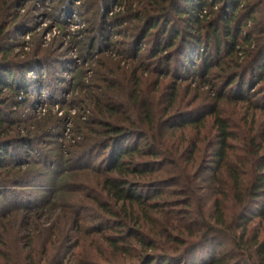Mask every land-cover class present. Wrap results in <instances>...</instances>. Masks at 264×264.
Segmentation results:
<instances>
[{"label": "rangeland", "instance_id": "1", "mask_svg": "<svg viewBox=\"0 0 264 264\" xmlns=\"http://www.w3.org/2000/svg\"><path fill=\"white\" fill-rule=\"evenodd\" d=\"M146 5L147 0H0V49L5 56L0 68L10 70L12 82L26 86L27 91L18 108L20 99L5 89L0 97L5 102L0 105L1 115L9 121L2 136L6 155L0 158V264H137L143 252L138 243L127 241L122 245L126 251L113 254L105 241L116 236L109 228L120 219L109 216L99 204H106L115 216L124 213L102 188L110 151L101 154L91 148L99 142L100 134L95 132L100 123L138 122L137 110L129 102L132 75L140 82L142 98L164 126L149 131V138L163 144L159 150L167 154L165 160L175 162L164 165L159 160L155 173L129 177L140 186L148 204L161 207L139 227L158 249L148 254L181 255L188 262L192 257L204 264L214 250L216 257L229 264H264L257 253V246L264 247V217L250 219L243 237L239 230L235 242L229 237L219 248L216 243L184 250L175 241L182 235L184 242L196 243L183 231L189 224L198 227L200 214L210 223V204L215 199L222 202L226 224L231 226L235 209L225 187L227 179L223 175L210 179L216 168L212 152L217 129L213 117L205 113L214 110L228 125L232 136L228 162L247 185L251 172L264 165V81L246 77L240 92L239 82L224 87L225 72L218 69L207 79L188 75L176 80L179 69L174 61L165 74L149 59L152 40L137 45L140 51L134 59L128 53L138 20L128 13L141 12ZM250 29H243L242 35ZM214 49L209 41L212 64L223 60V55L215 57ZM199 68L200 64L192 67V72ZM240 95L246 102L238 101ZM107 99L122 114L101 115L99 109L110 106ZM200 115H204L202 124L181 123ZM150 139L148 144L154 145ZM177 146L182 154L179 160ZM181 172L190 174L191 184L201 188L189 207H184L185 192L178 181ZM213 190L224 193L213 196ZM262 205L263 199L253 207L254 213ZM134 214L143 216L136 209Z\"/></svg>", "mask_w": 264, "mask_h": 264}, {"label": "trees", "instance_id": "2", "mask_svg": "<svg viewBox=\"0 0 264 264\" xmlns=\"http://www.w3.org/2000/svg\"><path fill=\"white\" fill-rule=\"evenodd\" d=\"M128 15L136 21L138 20V26L133 37H131L133 43L130 44L131 50L128 54L136 59L140 51L137 45L152 40L149 59L155 61L156 70L161 73L168 74L169 63L174 61L179 69L174 75L176 80L187 79L189 76L207 79L212 70L218 69L221 73L225 72L224 87L228 88L235 82H239L238 89L240 92L245 87L246 77H249L251 81H254L255 77L258 78V81H264V0H147L145 10L134 14L130 11ZM170 15H173L175 19H169ZM211 19H215L214 22H210ZM102 23L105 25L104 22ZM245 28L251 29L242 35ZM258 39L261 44L258 43L259 41L257 42ZM209 41L214 44L215 57L218 58L223 55V60L217 59L213 64L210 62ZM243 48L246 50L243 51ZM2 49H0V61H3L2 59L5 57ZM242 52L245 54L240 58L239 54ZM198 64H200L198 72L193 73L192 67ZM228 72L229 74H227ZM11 75L10 70L0 68V97L2 90L5 89L7 94L12 95L14 99H20L19 102H16L18 108L23 105L21 96L27 93L26 86H19L16 82H12L14 80ZM132 77L133 80L129 83L132 92L128 85L126 88L131 92L129 102L137 110L138 122L127 120L126 125L122 126L110 122L100 123L99 130L95 132L97 136L100 134L99 142L97 141L91 147H95L93 151L100 150L101 154L110 151L102 188L114 203L121 204V210L124 213L122 217L121 213L115 216L114 213L107 210L106 204H99V207L104 209L109 216L112 215L120 219V221L115 220L112 223L113 227L109 228V231L114 230L116 232V236H108L105 241L112 249L113 254H121L126 251L122 245L127 241L138 243L143 252L138 255L137 264H200L196 258L192 257L188 262L181 255L173 258L168 253L148 254V251L155 253L158 249L149 243V238H145L141 234L143 230L142 232L139 230L143 228L144 223L151 220L148 219L147 215L151 212H159L161 207L154 203L148 204V199L139 192L140 186L130 182L129 177L141 178L149 173H155L156 167L160 165L158 164L160 163L159 160L164 162V165H175V162L172 164L174 160H165V157H168L167 154L164 155L159 150L162 149L163 144L158 142L156 138H149V131L154 132L160 124L161 128L164 126H162L161 120L156 119L153 110L147 104L148 100L142 98L138 78L136 79L134 75ZM239 97L238 101L246 102L244 95ZM106 102L110 106L98 108L101 115L108 114L112 117L115 114H122L116 111V104L110 102L109 99ZM0 105H5V102L1 100ZM210 115L213 117V124L217 129V143L212 152V163L216 168L210 179L213 180L219 175L226 177L227 184L225 187L227 186L229 190L235 212L231 216L230 220L232 221L231 226H229L225 221L222 202L218 199L213 200L210 204V217H208L210 223L205 218V214H200L198 227L187 223L190 228L185 229V231L182 230L196 243L184 242L182 235H179L180 237L175 240L178 246L184 247V250L196 249V245L212 246L216 243L219 248L224 245L229 237L235 242L239 230L241 237H243L245 224L250 219L255 216L264 217V205L255 213L252 210L258 201L264 200V165H260L256 171L251 172L248 184L244 185L240 176L231 170V164L228 162V141L232 139L228 125L214 110H208L205 113V117ZM203 120L204 115H200L198 118L181 123L185 126H196L197 123L202 124ZM7 124L9 121L4 120L0 112V158L6 155V146L3 145L5 142H2L4 140L2 136L4 135L3 128ZM146 128H148L147 132ZM262 135V140H264V132ZM132 139L135 140L134 145L125 146ZM149 139L154 142V145L148 144ZM141 141L145 143L143 147H139L138 142ZM179 151L180 148L177 146L175 153L178 160L182 156ZM146 158L150 161L143 162ZM0 161L2 160L0 159ZM2 164L0 163V168L3 167ZM180 175L178 181L181 190L185 192L182 194L186 201L184 207H189L197 201L196 195L201 188L196 186V182L191 184V180H188L190 174L181 172ZM223 193L213 190L212 195L219 196ZM135 209L143 216L135 215ZM73 223H77L75 218H73ZM170 227L175 230L178 229L174 226ZM257 249L258 255L264 260V247L257 246ZM204 264L229 263L225 262L224 258L216 257L214 250H211L210 259Z\"/></svg>", "mask_w": 264, "mask_h": 264}]
</instances>
